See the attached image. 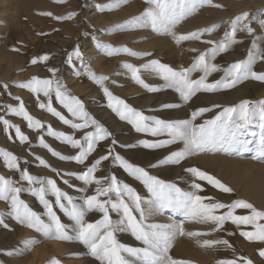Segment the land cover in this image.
<instances>
[{
  "label": "snow or ice",
  "instance_id": "obj_1",
  "mask_svg": "<svg viewBox=\"0 0 264 264\" xmlns=\"http://www.w3.org/2000/svg\"><path fill=\"white\" fill-rule=\"evenodd\" d=\"M56 2L64 3L65 0H56ZM127 2L128 0H109L108 3L99 5L98 10L112 11ZM144 4L145 7L139 15L116 25L115 28L119 30L150 28L155 33L170 36L178 45L189 40L199 41L205 33H211L218 28V25H214L211 28L187 34H179L175 31L177 25L203 6L220 7V5H213V0H144ZM42 14L53 15L50 12ZM76 15L77 13L71 12L66 16L54 18L70 20ZM261 15H264V12ZM249 17L250 14L244 12L232 19L230 29L225 31L222 40L203 41L211 47L204 52H199L188 67L174 68L158 59L149 60L140 66L125 63L123 67L131 73V78L137 84L150 92L172 89L179 94L181 103L164 104L163 108H179L182 104L191 101L197 93L227 91L247 80L264 83V71L254 70L258 61L264 62V36L255 34ZM253 19H256L260 28L264 30V19L256 17ZM238 32H247L254 36L246 58L227 66L214 63L218 55L229 51L233 45L241 42L237 40ZM93 39L96 40V47L109 56L121 53L132 57L152 55L150 52L133 51L127 46L113 47L97 40L96 37ZM192 51L197 50L192 49ZM49 59L47 54L40 55L34 57L31 63L35 65ZM74 59L83 62V53L79 46L67 54L66 63L75 67ZM142 70L155 73L164 81V84L150 86L142 79L140 75ZM48 71L51 73L49 78L32 76L16 86L35 95L38 107L56 117L64 125H68L73 133L82 132L79 138H76L75 134L56 131L50 124L45 125L40 119L30 114L19 96L14 97L18 102L17 105H4V108L7 113L26 121L29 129L37 130L39 146L46 149L53 157L60 161H74L76 165L83 166L78 172H65L62 175L60 170L53 167L47 160L39 155L35 156L41 166L61 176L63 183L69 187L73 185L64 177H74L81 181L82 184L76 189L79 195L75 198L69 195L53 178L31 174L26 166L27 160L22 166L19 156L0 148V159L3 160L4 166L19 174L18 179L0 175V201L7 204L6 210L0 211V226L8 229L6 219L10 217L42 234L45 238L78 242L98 264H189L187 261L173 258L170 254L176 236L210 237L215 233L227 231L225 225L228 222L235 225L240 236L247 241L264 244V209H258L245 199L236 198L230 203H225L202 195L204 187L201 182H206L221 193L231 194L234 190L198 167L192 166L185 169L189 174V188L184 190L173 182H166L151 175L144 167L129 162L115 151L117 141L114 138L110 140L111 146L108 147L106 154L90 160L100 142L109 141L112 133L88 113L82 100L71 94L67 86L57 77L60 71L58 68L49 67ZM85 72L93 82L101 86L104 95L108 98V107L120 120L132 125L137 132L154 137L167 136L166 139L151 142L139 141L138 143L144 148L161 149L182 144L178 150L171 151L151 167L180 165L188 157L202 152L243 155L252 151L253 159L264 160V99L258 101L244 99L238 104L227 107L213 105L212 108H222V110L213 118L203 120L202 123H196L197 119L212 111V108L199 107L191 111L188 119L165 120L145 115L143 111L133 108L125 100L114 96L105 86L108 76H97L90 67L86 68ZM194 73L199 75L193 78ZM214 73H222V75L219 79L210 81L209 77ZM76 74L80 75L79 72ZM3 87L6 89L8 86L5 84ZM41 96L44 99H41ZM54 99L67 110L71 119L53 106ZM0 123L5 130L14 129L15 137L21 143L29 142V136L21 130L20 126L12 124L3 116H0ZM253 126L258 128V133L249 130ZM45 134L69 145L76 150L75 154L66 155L55 150L46 142ZM257 136L256 147L250 148L253 144L252 138ZM9 138L11 139V135ZM127 147H136V145H127ZM106 161L118 165L129 176L139 181L147 190L148 197L142 196L131 185L119 180L114 173L97 175ZM23 193L36 198L43 206V213L34 211L21 198ZM49 197H54V200ZM56 209L72 223L62 222ZM238 209L248 210V213L237 214ZM163 210L179 213L184 217V221L171 224L148 222L150 216ZM91 212L99 213L100 218L95 221L87 220L86 217ZM185 221L208 227L204 231H186ZM241 226H250L251 230H243ZM121 233H130L141 246L133 247L120 242L118 235ZM227 235L232 236L235 233L227 232ZM197 242L201 247L223 246L233 251L232 258L221 259L217 261V264H253L251 259L236 254L228 239L205 238ZM22 243L25 249H30L38 241L28 239ZM259 255L264 257V247L259 249ZM50 264H60V261L53 258Z\"/></svg>",
  "mask_w": 264,
  "mask_h": 264
},
{
  "label": "rangeland",
  "instance_id": "obj_2",
  "mask_svg": "<svg viewBox=\"0 0 264 264\" xmlns=\"http://www.w3.org/2000/svg\"><path fill=\"white\" fill-rule=\"evenodd\" d=\"M50 1L57 3L61 7L62 10L59 16H66L71 12H75L77 15L70 20H58L61 25V28L59 29L60 46L56 53L47 54L50 59L45 62L46 64L42 62L35 65L33 64L27 69H14L11 77L7 79L1 76L0 69V116H3L12 124L20 126L21 130L29 136V142L21 143L15 137L14 129L5 130L3 124L0 123V148H4L19 156L21 158L22 166H24V161L27 160L28 163L26 166L31 174L53 178L57 181L58 186L69 195H72L74 198L79 195L76 189L82 184L81 181L76 180L74 177H64L65 179H69V182L73 185V187H69L63 183L61 176H57L49 168L41 166L35 159V156L39 155L47 160L53 167L59 169L62 175L65 172H78L83 168V166L76 165L74 161H60L58 158L53 157L46 149L39 146L38 131L29 129L26 121H24L21 117L7 113L4 108V105H17L18 102L14 99V97L19 96L24 101L30 114H32L35 118L40 119L45 125L50 124L56 131L65 132L66 134H75L76 138H79L83 134L82 132L73 133V130L68 125H64L56 117H53L50 113L40 109L35 95L26 89L16 86L21 82L27 81L32 76L49 78L51 73L48 71V68L55 67L60 70L57 73V77L67 86V89L71 92V94L82 100L88 113L112 133V137L109 138V141L100 142L97 146V151L93 153L90 160L106 154L108 147L111 146L110 140L114 138L117 141L115 151L125 157V159L129 162L134 165L144 167L153 176H156L166 182H173L178 187L188 190L189 183L188 188H184L179 183L177 176H174V173L168 170L170 167H176L178 165L151 167V165L156 164L159 160L173 151V149H170V146L161 149H147L138 143L142 140H148L151 142L157 139H166L167 136L154 137L147 133L137 132L132 125L128 124L126 121L120 120L112 109L108 107V98L104 95L101 86L93 82V80L88 77L85 69L90 67L97 76H108L109 79L105 81V86L109 88L113 95L125 100V102L133 108L143 111L145 115L156 116L157 118L165 120L184 119L183 117H176L173 115L174 111L178 108L162 107L164 104L178 103L177 101L162 100L159 102V92H150L141 85L137 84L131 78V73L128 72L123 65L125 63H131L133 65L140 66L152 59H158L162 63L169 64L168 57L171 52H176L180 56L189 54V56L192 57L189 60L190 65L199 52H204L211 47V45L204 43L203 41L222 40L224 38L225 31L230 29L231 20L244 12H248L250 14L249 18L252 20L251 27L255 30V34L257 36H264V30L260 28L256 19H253V17H256L257 19H264V15H261V13L264 12V0H213V5H220V7L211 5L203 6L195 14L189 16L177 25L175 31L179 34H187L192 31L211 28L214 25H218V28L211 33H205L199 41L189 40L184 41L179 45L176 44L170 36L155 33L150 28L134 30H119L115 28L116 25L122 24L124 21L139 15L145 7L144 0H128L127 4H124L117 9L103 12L98 10V6L108 3L109 0H65L64 3H58L56 0ZM21 8L22 7H17V20L28 25L34 24L32 19H30L28 12L26 11L25 14L24 8ZM30 10L31 12L33 10L31 14L37 18V21L39 20V23L36 25L46 26L44 30L41 31L40 36L44 39L48 38V36L51 37L54 33L52 27L50 26L52 23V16L42 14L49 13V9L47 7H32ZM93 37H96L97 40L110 44L113 47L127 46L133 51L150 52L152 55L132 57L121 53L119 55L109 56L103 50L96 47V40H94ZM253 38L254 36L249 35L247 32H238L237 40L241 42L235 45H239L240 50L247 53L251 47ZM158 39H165L167 41V45L163 47L162 51H158L159 49H156L149 44L151 41ZM77 46H79L81 52L83 53V62L74 59L75 67H73L66 63V59L67 54L73 51V49ZM233 46L229 51L218 55L214 63H220L219 57L223 54L231 52L233 50ZM192 49H196L197 51H192ZM41 64L44 65V67ZM37 66L42 68L40 72H37ZM260 66H263V68L261 69ZM102 67L103 69H101ZM254 67H258L261 71H264V62L258 61ZM76 72H79L80 75H77ZM140 75L150 86H157L156 81L159 80L160 82H164L155 73L150 71L142 70ZM219 78L220 77L209 78V80L211 81ZM5 84L8 86L6 89L3 87ZM259 84L264 85V83L260 82ZM133 88H136L135 91ZM41 99L44 98L41 96ZM244 99L251 101L264 99V91H256L254 96L244 97L241 100ZM241 100H239V102ZM235 104L223 105L222 107L232 106ZM213 105L218 104L211 103L204 107L212 108ZM53 106L71 119L67 110L56 102L55 99L53 100ZM184 106L185 104H182L179 108ZM221 110L222 108H212V111L205 113L201 118H204V120L211 119ZM196 123H200L198 119ZM249 130L258 133V128L255 126L251 127ZM10 135L11 139L9 138ZM45 139L47 143L62 154H75V149H72L69 145L62 143L54 137L47 136L45 134ZM252 139L253 144L250 145V148L254 149L256 147V143L258 142V136ZM127 145H136V147H127ZM253 155L254 152L252 151L247 153V156L249 157H253ZM206 172L211 174L208 171ZM113 173L119 180L128 183L135 188L142 196L146 198L148 197L149 194L147 193V190L139 181L129 176L122 168L118 165L112 164L110 161L104 162L101 171L98 172L97 175H110ZM0 175L12 177L13 179H18L19 176L18 173H14L7 169L4 166L2 159H0ZM201 183L204 187V191L201 194L209 197L213 196L214 198L213 192H218L219 190L217 191L216 189L213 191L211 189V185H208L206 182ZM210 189L212 190L211 193H209V191H211ZM218 194H221V192L219 191ZM21 198L25 200L34 211L37 213H43V206L36 198L32 197L28 193H23ZM49 199L54 200V197H49ZM219 201L227 203L225 200ZM6 208L7 204L4 201H0V211H5ZM56 211L61 217L62 222L65 224L72 223L62 212L58 209H56ZM159 212H162L165 215L166 213H171L175 219H184L182 215L171 210H163ZM247 213L248 210H237V214L243 215ZM99 218L100 214L95 212L89 213L86 217L89 221H95ZM113 218L115 219V216H113ZM148 222L164 224L156 219L152 221L149 219ZM6 223L9 225L8 229L0 226V264H50L53 258L58 259L60 264H98L94 258L87 254L84 246L78 242L45 238L42 234L29 229L27 226L20 224L10 217L6 219ZM227 225L225 226L227 231L218 232L217 234L215 233L217 238L228 239L233 245L236 254L251 259L253 264H264V257L259 255V249L264 247V244L247 241L240 236L235 225H232L230 222H228ZM241 227L243 230H251L250 226ZM227 232H234L235 235L229 236L227 235ZM215 234H213L210 239H215ZM178 238H180V235H177L174 240H180ZM28 239L36 240L38 243L34 244L30 249H25L22 242ZM118 239L120 242L129 246H141L140 242L136 241L130 233H121L118 235ZM57 245H60L61 248L59 247L60 249H58ZM243 245L245 246L243 247ZM38 248L39 250H36ZM215 248H212L215 252L213 257V262L215 264H217L216 262L221 259L229 257L232 258L234 255L231 249H226L223 246H217ZM227 252L230 256H227ZM249 252L254 254H252L254 258ZM175 259L187 261L189 264H205L200 261H191L187 257Z\"/></svg>",
  "mask_w": 264,
  "mask_h": 264
},
{
  "label": "bare ground",
  "instance_id": "obj_3",
  "mask_svg": "<svg viewBox=\"0 0 264 264\" xmlns=\"http://www.w3.org/2000/svg\"><path fill=\"white\" fill-rule=\"evenodd\" d=\"M17 7H22L21 9L24 8L25 14L27 11L34 24L28 25L17 20ZM32 7H47L50 13L53 14L50 26L52 27L54 33L51 37L48 36V38L44 39L40 36L41 31L44 30L46 26L36 25L39 23V20L37 21V18L31 14L33 10L31 12L30 8ZM61 10V7L57 3L50 0H0V69L1 76L3 78H10L14 69H27L31 67L33 65L31 60L34 57L57 52L60 46L59 29L61 28V25L54 17L59 16ZM149 44L150 46L159 49L158 51H162L163 47L167 45V41L165 39H158L151 41ZM179 56L180 55L178 53L171 52L168 57L169 65L174 68L190 66L189 60L192 57L189 56V54ZM246 56L247 53L240 50L239 45H234L231 52L223 54L219 57L220 63L217 64L227 66L237 60L245 59ZM42 66L44 67V65ZM260 68L262 69L263 66H260ZM260 68L254 67V70L261 71ZM41 69L42 68L40 66H37V72H40ZM101 69H103V67ZM198 75L199 73H194L193 78H196ZM221 75L222 73H214L209 78H216ZM163 84L164 82H160V80L156 81L157 86H162ZM135 89L133 88L134 91ZM256 91H264V85L259 84V82L256 81L247 80L227 91H220L216 93H197V95L185 104L184 107L175 110L173 115L188 119L190 118L191 111L199 107H204L211 103H216L221 106L235 104L244 97L254 96ZM158 94L159 102L162 100L180 102L179 94L172 89H163L159 91ZM203 120L204 118H198L200 123ZM180 147H182V144L170 145V149H173V151L178 150ZM247 153L243 155H229L226 153L202 152L188 157L185 161H182L180 165L170 167L168 170L174 173V176H177L179 179L177 180L184 188H188L189 174L185 171V169L192 166L198 167L201 170L204 169L234 190L231 194H218L219 191L217 189L218 192H213L215 199L225 200L227 203H230L236 198L245 199L254 204V206L258 209H264V160L258 161L257 159H253L252 157L247 156ZM211 189L213 191L216 190L213 187ZM212 190L209 191V193H211ZM149 219L150 221L156 219L164 224L180 223L181 221H184V219H175L171 213H166L165 215L162 212L154 213ZM184 227L186 231H204L208 226L185 221ZM210 237H189L186 235H180V238H178L180 240L173 241V247L170 254L174 258L180 259L182 257H187L191 261H200L205 264H215L213 262L215 253L213 249L201 247L197 242L198 240ZM244 246L245 245H243V247ZM59 247L60 245H57L58 249L61 248ZM36 250H39V248ZM252 254L253 253H251V255ZM228 255L230 256L227 252V256ZM253 255L252 257L254 258Z\"/></svg>",
  "mask_w": 264,
  "mask_h": 264
}]
</instances>
